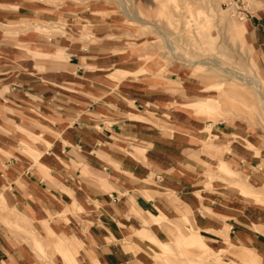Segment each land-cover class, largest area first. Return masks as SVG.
Here are the masks:
<instances>
[{"label": "crops", "instance_id": "crops-1", "mask_svg": "<svg viewBox=\"0 0 264 264\" xmlns=\"http://www.w3.org/2000/svg\"><path fill=\"white\" fill-rule=\"evenodd\" d=\"M41 16L49 15L33 0H0V48L10 43L7 26L34 28ZM249 28L264 75V14ZM21 35L50 60L46 80L35 60L31 74L18 66L0 72L7 75L0 101L14 102L4 109L15 113L0 115V189L43 238L55 236L81 264H145L149 240L168 250L156 241L186 229L215 242L226 264H264V211L240 193L244 187L219 176L223 162L224 172L263 182L260 134L239 124L205 125L182 105L169 107L167 94L147 83L114 82L112 95L105 81L119 61L109 43ZM153 81L172 94L187 89L184 79ZM31 261L25 251L24 264Z\"/></svg>", "mask_w": 264, "mask_h": 264}, {"label": "rangeland", "instance_id": "rangeland-1", "mask_svg": "<svg viewBox=\"0 0 264 264\" xmlns=\"http://www.w3.org/2000/svg\"><path fill=\"white\" fill-rule=\"evenodd\" d=\"M33 1L49 16H41V21L34 28L32 25L6 27V40L10 43L7 42L9 46L0 48V51H4L0 54L7 55L0 56V72L18 66L30 73L27 65L35 60L39 62V68L35 70L40 72V79L46 80L45 65L50 57L35 54L29 37L21 35L32 30L45 38H67L87 43L106 42L113 48V57L119 61L108 73L110 80L105 81V85L110 86L112 95L118 91L114 82L131 79L147 83L149 91L167 94L169 100L173 101L169 107L185 110L193 119L200 120L205 125L239 124L247 133L260 134L264 146V102L254 88L232 77L233 74L251 80L261 78L264 90V75L257 63L249 28V22L254 17L264 14V0ZM232 26L241 32V37L233 32L231 34ZM96 35H100L99 38ZM19 39L25 41L19 42ZM169 44L174 47L175 57L168 52ZM9 55L13 58H9ZM205 62L217 63L221 68L203 64ZM184 63L189 64L184 66ZM155 75L166 80L168 78L172 83L184 79L187 89L179 90L177 94L164 91L160 87L163 83L157 85L153 81ZM5 76L7 75L0 74V84ZM170 86L172 85H167ZM136 88L144 90L142 87ZM196 101H208L211 110L205 112L201 109L203 104H197ZM7 103L14 102L0 101V115H15L4 109V106H8ZM179 105L184 110L178 108ZM210 132L211 128H206L203 133ZM26 150L27 147L23 152L27 153ZM256 155L264 159V154ZM222 165L223 162L219 164L220 178H227L232 186L244 187L240 193L253 201L255 207L264 211V164L259 165V169L263 170V182L258 186L249 182L247 174L243 177L237 171L238 165L235 168L230 166L229 170L237 171L232 174L224 172ZM241 181L242 186L238 184ZM5 192L6 189H0V261L9 258L13 259V264H24L26 251L32 258L31 264H81L74 253L70 252L72 260L59 256L56 246L60 248L63 244L50 234L43 238L19 208L7 202ZM178 233L169 235L170 240L156 241L166 243L168 250H162L153 239L149 240V244L146 243L149 246L144 250L147 259L145 264L228 262L224 258L225 252L214 249L215 242L205 239L203 234L186 229ZM262 234L264 235V226ZM195 235L201 237L199 243L184 239ZM66 249L69 251L67 246ZM61 250L64 251L63 248ZM92 261L97 264L95 260Z\"/></svg>", "mask_w": 264, "mask_h": 264}, {"label": "bare ground", "instance_id": "bare-ground-1", "mask_svg": "<svg viewBox=\"0 0 264 264\" xmlns=\"http://www.w3.org/2000/svg\"><path fill=\"white\" fill-rule=\"evenodd\" d=\"M134 18H135V17H134ZM136 19H138V18L136 17ZM142 22H143V21H142ZM235 28H236V27H235ZM235 28H234L233 26L230 28V29H231V34H232V32H233L234 35L237 34L239 37H241V36H242L241 32L235 30ZM167 49H168V52H169L171 55L174 56V47H173L172 45L169 44L168 47H167ZM174 57H175V56H174ZM175 60H176V59H175ZM188 64H189V63H184L183 65L186 66V65H188ZM203 64H205V65H212V66H214V67L221 68V66H219L217 63L205 62V63H203ZM232 77H234L235 79H237V80L243 82L244 84H246V85H248V86L254 88V89L257 91V93H258L259 97L261 98V100L264 102V90H263V87L261 86V83H263V80H262L261 78H258V80H251V79H248V78H242V77H239V76H236V75H233V74H232ZM197 102H198V103H197ZM196 103H197V104H203V107H201V109L204 110L205 112L211 110V107L209 106V104H208L209 102H208V101H196ZM2 199L4 200L3 197H2ZM3 203H4V202H3ZM4 205H5V204H4ZM2 206H3V205H2ZM61 243H62V242H61ZM62 244H63V245H60V248H58V247L56 246V250H57V252H58V255H59V256L63 255L64 258L66 257V258H69L70 260H72L73 256H72V255L70 254V252L66 249L65 244H64V243H62ZM61 248H63L64 251H62ZM56 250H55V252H56ZM165 250H166V249H165ZM55 254H56V253H55Z\"/></svg>", "mask_w": 264, "mask_h": 264}]
</instances>
